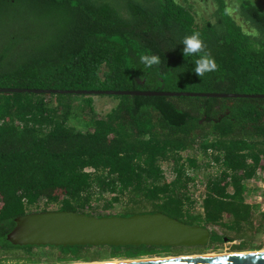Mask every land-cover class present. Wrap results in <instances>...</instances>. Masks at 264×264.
I'll use <instances>...</instances> for the list:
<instances>
[{
	"label": "trees",
	"instance_id": "obj_1",
	"mask_svg": "<svg viewBox=\"0 0 264 264\" xmlns=\"http://www.w3.org/2000/svg\"><path fill=\"white\" fill-rule=\"evenodd\" d=\"M202 1L214 9L197 22L187 0H0V88L264 94V5L236 0L244 28L227 0ZM194 32L217 64L200 78L199 57L182 55ZM141 55L161 62L147 68ZM92 96L0 91V264L176 256L235 239L237 250L260 247L250 239L264 234V212L245 194L264 162V98L108 95L116 103L99 114ZM201 169L209 172L194 211L189 184ZM121 202L131 204L125 216L138 209L204 226L209 242L63 247L6 238L27 212L54 205L94 215L87 210Z\"/></svg>",
	"mask_w": 264,
	"mask_h": 264
},
{
	"label": "water",
	"instance_id": "obj_2",
	"mask_svg": "<svg viewBox=\"0 0 264 264\" xmlns=\"http://www.w3.org/2000/svg\"><path fill=\"white\" fill-rule=\"evenodd\" d=\"M4 92L58 93L84 95H142L190 97H257L264 94H220L210 92H171L142 90H43L0 88ZM6 238L14 245L26 246H204L210 231L190 225L161 212L135 213L127 216H96L70 210L31 211L14 219ZM166 256L164 258L129 259L127 262L94 261L100 264H264V251L239 252L220 256ZM125 260V259H124ZM123 260V261H124ZM122 261V260H119ZM126 261V260H125Z\"/></svg>",
	"mask_w": 264,
	"mask_h": 264
},
{
	"label": "rangeland",
	"instance_id": "obj_3",
	"mask_svg": "<svg viewBox=\"0 0 264 264\" xmlns=\"http://www.w3.org/2000/svg\"><path fill=\"white\" fill-rule=\"evenodd\" d=\"M178 1H182L183 3L185 2V0H178ZM263 5H264V0H259ZM228 2V7L230 10V13L232 14V16H234V18L237 20V22H240V24H242V26L245 28L246 24L240 20V18L237 15V12L235 10V3L236 0H227ZM190 4L192 6V10L195 12V18L197 22H200L202 19L209 17V14L212 12V10L214 9L213 7V3L211 1L204 2L202 0H187V2H185V4ZM93 98V106L94 109L96 110L97 113L99 114H105L107 113L110 108L116 103V100L108 95H94L92 96ZM72 100V99H71ZM70 100V101H71ZM75 103H80V99H75L74 100ZM190 154H184V156H188ZM262 168L260 171V173L262 174V177H264V162L261 163ZM162 169L164 171V175H165V179L166 181H171L172 179V174L171 171L169 169V165L167 163H163L162 165ZM209 171H214V169H210V167L208 168ZM209 171H206L205 169H201L197 172V176L195 177V179L193 180V182H191L189 184V192L192 194V198L194 200H196V202L198 204H196L194 211L200 210V201L202 200V197L205 193V180H204V175L207 174ZM263 180V178H261ZM255 185V184H254ZM256 187V186H254ZM250 188H253V186H248L249 190V195L246 198V202H251L250 196L251 193L253 192V190H250ZM111 194H107L105 193L104 196L102 198H106L108 199L109 197H111ZM103 200V199H102ZM99 205L102 204V201L97 202ZM93 204H96L95 202H93ZM44 207L43 203L40 201L38 203L37 208H33V209H42ZM54 208V209H52ZM131 209V204H127L124 202L121 203H114L113 206L108 209V210H104L102 208H97L96 210H87L90 213H93L94 215L96 214H112V215H116V216H125L126 212L129 211ZM48 210H55V206L54 205H50ZM149 208H140V211H148ZM132 214L138 213V209H134L132 211H130ZM247 235H249L250 233L246 232ZM250 242L256 245H259V248H246L245 250H237L235 249L233 246H236L238 244L241 243V241L239 239H235L233 241H226L224 240L223 243L216 245L215 247L203 250L201 252H187V253H182L179 254L181 255L180 257H184V256H194V255H203V256H208V255H230V254H235V253H239V252H247V251H256V250H262L264 251V234H257L255 235L253 238L250 239ZM170 257V256H168ZM151 258H164V257H158V256H154V257H145V258H140V259H146V260H152ZM109 261H113V262H120L119 260H109ZM123 261V260H122ZM125 261V260H124ZM92 263V262H91ZM97 263V262H96ZM100 263V262H99ZM7 264H13V263H7ZM59 264H83V262H73V263H59Z\"/></svg>",
	"mask_w": 264,
	"mask_h": 264
},
{
	"label": "clouds",
	"instance_id": "obj_4",
	"mask_svg": "<svg viewBox=\"0 0 264 264\" xmlns=\"http://www.w3.org/2000/svg\"><path fill=\"white\" fill-rule=\"evenodd\" d=\"M181 45H183L182 55L184 57H199L195 60V67L193 69V72L198 78L203 77L206 73L217 70V64L205 50L206 46L204 41L201 39L199 32H194L191 35L185 36L181 41ZM140 61L147 68L158 66L161 62L160 57L156 55H141Z\"/></svg>",
	"mask_w": 264,
	"mask_h": 264
},
{
	"label": "built area",
	"instance_id": "obj_5",
	"mask_svg": "<svg viewBox=\"0 0 264 264\" xmlns=\"http://www.w3.org/2000/svg\"><path fill=\"white\" fill-rule=\"evenodd\" d=\"M260 171L262 170L258 168L255 175L246 182V186L247 189L249 185L253 186V188H250L251 190H253L250 196V199L253 200H251L250 204L259 206L260 211L264 212V177H262ZM261 178H263V180ZM248 195L249 192L247 191V193L245 194V199L247 198Z\"/></svg>",
	"mask_w": 264,
	"mask_h": 264
},
{
	"label": "bare ground",
	"instance_id": "obj_6",
	"mask_svg": "<svg viewBox=\"0 0 264 264\" xmlns=\"http://www.w3.org/2000/svg\"><path fill=\"white\" fill-rule=\"evenodd\" d=\"M230 255H232V254H230ZM208 256H213V255H208ZM214 256H220V255H214ZM224 256H226V255H224ZM153 260V259H152ZM128 260H126V261H120V262H127ZM101 263V262H100ZM99 262H92V263H83V264H100ZM114 263H118V261H116V262H114Z\"/></svg>",
	"mask_w": 264,
	"mask_h": 264
}]
</instances>
